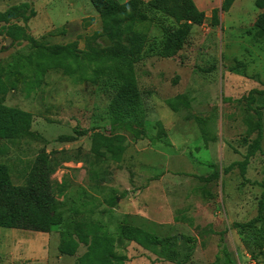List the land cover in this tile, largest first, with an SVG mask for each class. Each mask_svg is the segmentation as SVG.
<instances>
[{
    "label": "rangeland",
    "instance_id": "rangeland-1",
    "mask_svg": "<svg viewBox=\"0 0 264 264\" xmlns=\"http://www.w3.org/2000/svg\"><path fill=\"white\" fill-rule=\"evenodd\" d=\"M227 1L194 0L207 16L204 25L193 28L189 43L172 59L137 64L144 113L116 123L109 95L91 82L93 69L72 78L63 70L42 76L35 63L39 45L77 42L84 52L108 45L95 38L103 25L90 0H0V13L28 5L17 20L0 23V67L13 70L17 85L5 104L34 118L28 137L0 140V163L9 166L14 185L23 186L40 153L49 154L64 220L49 234L0 228V264H89L94 236L105 235L115 238L114 252L123 264H177L121 238L118 228L124 226L178 238L174 247L182 264H225L221 236L230 264L253 262L257 254L247 249L252 233L234 225L258 216L264 132L262 150L245 174L239 167L226 169L244 161L258 119L264 122V39L255 35L262 11L255 0H230L232 8L220 11L219 25L213 26V10ZM142 30L161 36L153 25ZM14 31L20 32L15 41ZM96 133L124 138L119 161L97 159ZM212 174L217 179L207 181ZM68 232L79 244L71 257L59 250ZM184 236L196 239L191 255ZM257 258L264 264V256Z\"/></svg>",
    "mask_w": 264,
    "mask_h": 264
},
{
    "label": "trees",
    "instance_id": "trees-1",
    "mask_svg": "<svg viewBox=\"0 0 264 264\" xmlns=\"http://www.w3.org/2000/svg\"><path fill=\"white\" fill-rule=\"evenodd\" d=\"M90 2L103 25L102 32L96 33L95 38H104L108 45L93 47L86 52L79 50L77 42L66 46H36L35 63L38 73L44 76L49 71L63 70L65 75L72 78L79 74L85 75L86 70L93 69L91 82L109 95L112 120L118 123L119 119L124 117L137 119L144 113L145 102L138 87L137 64L153 57L172 59L189 43L193 28L204 25L207 16L197 7L194 0H129L125 3L119 0H90ZM232 2L230 0L224 2L221 10H213V26L219 25L220 11L228 13L232 8ZM254 4L262 11L256 20L255 35L258 39H264V0H255ZM26 9L28 5L24 4L0 13V23L8 24L17 20L20 13ZM146 25L157 27L161 36L150 37L142 30ZM19 37V31L10 34L14 41ZM11 72H13L11 68L8 70L0 67V140L14 142L31 134L34 118L31 113L5 104L6 96L17 90V85L12 82ZM261 95L264 103V94ZM263 128V119L259 118L256 123L257 137L249 145V152L244 161L232 164L226 169V173L232 171L234 167H239L243 174L246 173L251 159L262 150ZM135 135L139 137L138 132ZM123 140L122 136L108 137L96 133L93 136L92 151L99 160L109 157L111 160L119 161L126 150ZM55 171L50 155L42 151L29 170L25 185L16 186L12 181L9 166L0 163V228L49 234L64 224L60 204L55 196V182L52 180ZM210 176L207 181L217 179L216 174ZM112 202L117 203V198H113ZM234 227L251 232L252 241L247 246L248 251H251L252 255L264 256V192L259 200L258 216L246 224H235ZM118 235L144 249L156 250V253L170 262L182 264L178 262L179 253L174 247L178 241L176 237L161 238L141 228L128 226L118 228ZM81 240L87 243V240ZM183 241L191 255L196 248V239L184 236ZM220 242L221 252L227 259L224 263L230 264L232 262L230 253L223 244V236ZM114 243V237L94 236L89 246L90 252L86 255L89 264H123L122 258L115 255ZM78 247L79 244L71 232L62 235L59 247L61 254L71 257L75 255ZM257 255L253 259L260 262Z\"/></svg>",
    "mask_w": 264,
    "mask_h": 264
},
{
    "label": "built area",
    "instance_id": "built-area-1",
    "mask_svg": "<svg viewBox=\"0 0 264 264\" xmlns=\"http://www.w3.org/2000/svg\"><path fill=\"white\" fill-rule=\"evenodd\" d=\"M255 262H256V261H254V260H253V262H252V263H250V264H257V262H256V263H255Z\"/></svg>",
    "mask_w": 264,
    "mask_h": 264
},
{
    "label": "water",
    "instance_id": "water-1",
    "mask_svg": "<svg viewBox=\"0 0 264 264\" xmlns=\"http://www.w3.org/2000/svg\"><path fill=\"white\" fill-rule=\"evenodd\" d=\"M11 41H12V40H8V41H7V45H9V43H10Z\"/></svg>",
    "mask_w": 264,
    "mask_h": 264
},
{
    "label": "crops",
    "instance_id": "crops-1",
    "mask_svg": "<svg viewBox=\"0 0 264 264\" xmlns=\"http://www.w3.org/2000/svg\"><path fill=\"white\" fill-rule=\"evenodd\" d=\"M4 5H5V3H4ZM5 6H6V5H5ZM6 7H7V6H6ZM3 10H4V12H6V11H7V10L5 11V8H4ZM4 12H1V13H4Z\"/></svg>",
    "mask_w": 264,
    "mask_h": 264
}]
</instances>
